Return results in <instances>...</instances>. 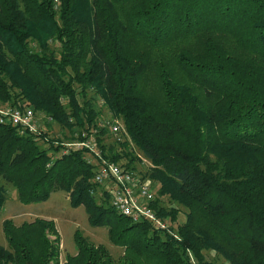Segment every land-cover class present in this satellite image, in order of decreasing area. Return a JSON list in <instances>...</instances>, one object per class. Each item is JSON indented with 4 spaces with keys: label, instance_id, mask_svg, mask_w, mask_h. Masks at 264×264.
Returning <instances> with one entry per match:
<instances>
[{
    "label": "trees",
    "instance_id": "trees-1",
    "mask_svg": "<svg viewBox=\"0 0 264 264\" xmlns=\"http://www.w3.org/2000/svg\"><path fill=\"white\" fill-rule=\"evenodd\" d=\"M90 92L151 163L157 195L176 205L152 207L179 239L118 215L105 192L98 202L96 166L82 151L64 155L68 141L0 123V179L18 202L64 192L123 250L115 261L76 231V254L60 262L53 222L8 219L0 264H190L188 252L215 264L208 251L264 264V0H0V109L29 107L73 142L96 129ZM106 130L94 134L102 158L129 157L121 167L133 171L127 143L105 154ZM6 193L0 186V213Z\"/></svg>",
    "mask_w": 264,
    "mask_h": 264
},
{
    "label": "rangeland",
    "instance_id": "rangeland-1",
    "mask_svg": "<svg viewBox=\"0 0 264 264\" xmlns=\"http://www.w3.org/2000/svg\"><path fill=\"white\" fill-rule=\"evenodd\" d=\"M32 47H34L32 45ZM50 49L55 53L59 51V45L56 43L50 44ZM149 87V83H146ZM89 97L93 99L94 109L98 112V117L96 119V129L91 130L90 135L95 137V132H98L101 128H105L106 134L103 136L100 141V145L105 146V154H107V149L109 147H113L115 153H120L122 150V144L127 143V148H125L126 153H131V158H133V162L131 163V168L133 167L134 173H137L138 176H144L145 180L149 181L152 186V189L155 193V198L159 199L163 207L171 208L176 206L172 204L166 196H159L157 195L159 183L154 181L153 179L148 178V172L151 170V163L143 158L141 153L133 146L130 139L125 137L121 133L113 134L106 126V122L118 120L120 123L122 121L119 118H115L110 114L108 108L104 106L102 101L90 92ZM48 116L45 115H36V120L38 123V130L40 132L47 133L48 139H59L62 142L70 141L69 138L71 134L66 130L60 128L56 124L50 120ZM65 143V142H64ZM116 143V144H114ZM40 146L42 148H46L47 144H44L43 141L40 142ZM98 150L97 153L101 155V159L110 162L104 158H102V152L97 145ZM97 160V159H96ZM96 162V161H95ZM129 162V157L122 158L119 162L114 163L118 164L119 166H125ZM103 185H98L95 196L97 201L100 202L104 199V192L106 191V187ZM0 186H3L6 193V201L3 206V210L0 213V243L3 246H6V242L4 240V236L2 233V222L4 220H12L16 226L21 225L24 222H32L35 219H44L53 222L59 237H60V262L65 261L66 255H75L77 252L75 242H74V233L79 231L80 234L87 239L90 243L94 245H103L109 251L111 257L117 261L121 255L123 250L115 247L110 244L107 234L106 228H93L89 226L87 222V215L82 207L79 208H71L68 201V196L64 192H52L49 199L45 202L38 203V204H31L24 206L20 204L17 200V193L16 190L9 185H7L4 181L0 179ZM106 193V192H105ZM107 195V194H106ZM108 196V195H107ZM109 197V196H108ZM110 200V198H109ZM181 213L178 215L177 222L182 224L184 222V208L180 207ZM215 255L214 252L208 251L204 255L209 258V260L214 261L215 264H227L224 262L220 257L215 255L214 259H212V255ZM216 258H220L216 260Z\"/></svg>",
    "mask_w": 264,
    "mask_h": 264
},
{
    "label": "built area",
    "instance_id": "built-area-1",
    "mask_svg": "<svg viewBox=\"0 0 264 264\" xmlns=\"http://www.w3.org/2000/svg\"><path fill=\"white\" fill-rule=\"evenodd\" d=\"M0 123H6L17 128L19 134L39 135L41 133L38 130L36 115L29 107L23 110L0 109ZM105 126L113 134L121 133L128 137L123 124L118 120L108 121ZM82 136L81 140L63 144V154L84 152L86 162L96 166L94 182L97 185L105 184V192L110 198L111 208L132 223H148L153 230L166 233L178 240L177 224L168 217L160 216L152 207L155 193L149 181L142 179L137 173L102 160L101 155L96 151L98 150L96 138L92 135L86 137L83 134ZM188 257L190 264H198L190 252H188Z\"/></svg>",
    "mask_w": 264,
    "mask_h": 264
}]
</instances>
